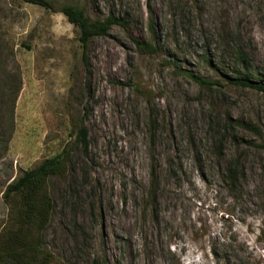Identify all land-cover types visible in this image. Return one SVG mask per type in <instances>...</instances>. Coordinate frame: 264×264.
Here are the masks:
<instances>
[{
    "label": "rangeland",
    "instance_id": "obj_1",
    "mask_svg": "<svg viewBox=\"0 0 264 264\" xmlns=\"http://www.w3.org/2000/svg\"><path fill=\"white\" fill-rule=\"evenodd\" d=\"M48 1L0 0V236L7 186L68 146L40 262L264 264V91L236 82L264 86V0ZM66 4L129 31L93 38L85 66ZM236 160L238 200L223 179Z\"/></svg>",
    "mask_w": 264,
    "mask_h": 264
},
{
    "label": "trees",
    "instance_id": "obj_2",
    "mask_svg": "<svg viewBox=\"0 0 264 264\" xmlns=\"http://www.w3.org/2000/svg\"><path fill=\"white\" fill-rule=\"evenodd\" d=\"M18 1L37 5L48 10L54 9L52 3L48 0ZM61 12L79 30L81 61L85 66L89 64L87 50L93 38L106 36L114 26H119L129 31L128 24L121 18L110 16L104 21H93L86 15L84 8L76 5L66 4L62 6ZM150 31H154L152 25H150ZM131 37L140 50L147 53H157V49L152 43ZM238 54L239 57L244 59L245 54L242 50L239 49ZM185 74L198 83L209 84V82L196 77L193 73L186 71ZM236 82L241 86L254 87L264 91V86L261 83L252 82L248 78H237ZM238 125H241L244 129L258 132L257 129L251 126L240 123ZM72 136L75 138L73 142L75 146L87 154L89 130L84 122L74 125ZM217 152L221 156L222 145H219ZM72 165L70 148L67 146L56 156L44 160L36 168L24 171L20 177L7 186L4 199L11 209V224L10 228L5 230L0 236V264L46 263L39 261V255H41V235L46 230L56 209L52 182L55 179L66 177L71 172ZM241 172L239 160H236L228 165L223 176L228 191L236 196V200L240 198L241 193ZM149 198H151L150 201L152 203L153 196L151 194ZM227 264H231V262ZM233 264H238V262L235 261Z\"/></svg>",
    "mask_w": 264,
    "mask_h": 264
}]
</instances>
